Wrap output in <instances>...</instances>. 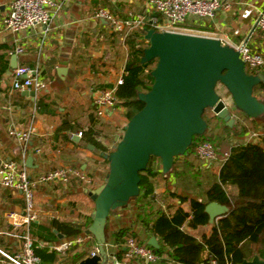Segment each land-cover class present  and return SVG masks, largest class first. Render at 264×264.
I'll return each instance as SVG.
<instances>
[{"label":"crops","instance_id":"crops-1","mask_svg":"<svg viewBox=\"0 0 264 264\" xmlns=\"http://www.w3.org/2000/svg\"><path fill=\"white\" fill-rule=\"evenodd\" d=\"M11 1L0 0L2 15L8 11ZM147 1L62 0V8L47 28L36 26L14 35L0 24V55L8 65L0 80V164L8 159L19 165L24 163L34 182L38 176L60 167L80 169L90 180L95 172H103V160L98 157L88 137L79 138L76 134L93 125L96 134L105 135L123 130L128 122L125 109L119 105L112 115L98 118L91 94L97 90L117 88L129 55L126 40L130 34L125 36L113 32L105 22L96 20L93 12L96 8H105L119 18H126L143 13ZM223 1L232 5V12L221 10L212 20H190L184 27L238 45L253 27V11L264 9V0ZM244 10H251V15L242 18L239 14ZM260 40V34L254 32L250 42L252 47L259 49ZM17 48H21L22 53L15 54L16 67L33 68L39 64L41 68V79L46 88L36 92L34 97L25 95V92L32 91L11 89L13 69L10 59ZM60 69H65V72L59 74ZM29 127L33 129V134L23 159L16 140L8 135V130ZM97 141L107 149L113 147L102 137H98ZM113 141L116 142L117 137ZM27 158H32L31 167L26 166ZM210 165L203 168L208 169ZM94 181L99 182L98 177ZM91 185L75 181L68 184L36 183L34 204L38 220L29 227L17 229L12 226V221L18 220L24 201L18 194L0 187V251L8 255L17 253L20 240L15 235L28 233L39 258L38 264H80L89 258L96 242L88 235L81 244H74L65 252H56L52 248L70 241L61 231L63 224L78 226L83 233L92 224L94 203L88 195L92 191L89 189ZM163 191L160 188L157 193ZM168 203L178 202L169 200ZM10 214L16 216L9 218ZM121 216L118 213L111 220ZM126 219L131 225L130 219ZM135 230L142 236L139 226ZM208 231L209 228H205L203 232ZM103 249L106 259L99 264H114L113 243L107 242ZM0 264H9L1 254ZM136 264L143 263L138 261Z\"/></svg>","mask_w":264,"mask_h":264},{"label":"trees","instance_id":"trees-1","mask_svg":"<svg viewBox=\"0 0 264 264\" xmlns=\"http://www.w3.org/2000/svg\"><path fill=\"white\" fill-rule=\"evenodd\" d=\"M144 35V31H136L127 38L129 55L123 82L115 89L118 105L125 109L128 121L143 108L144 104L137 99V94L150 90L153 84L150 72L157 64L156 59L140 63L143 51L148 47ZM7 69V61L0 55V80ZM246 73L264 77V71ZM225 93L224 97H219L224 103L226 98L230 101V105L225 103L230 121L224 122L211 109H205L202 114L206 123L205 132L193 137L185 155L174 158L170 172L164 174L160 160L151 157L146 169L140 173L139 194L130 199L125 207L109 214L104 228L105 243H113L116 261L138 263L135 259L124 257L128 238L152 249L158 257L155 264H241L254 256L264 260V114L259 118L247 116L235 107L226 89ZM253 96L264 104V82L253 88ZM212 127L218 128L219 133L213 134ZM96 133L93 125L82 132L103 160V172L90 176L91 190L104 184L109 172L105 156L115 151L123 130L105 135ZM98 137L113 144V147L107 149L97 141ZM115 137L116 142L113 141ZM216 140L227 142L229 149L215 179L203 185L197 182L199 175L195 162L199 159L194 148L200 142H209L214 146ZM97 177L99 182L96 183L94 180ZM70 181L83 184L73 178ZM160 188L164 191L157 193ZM169 200L178 203L169 204ZM213 202L228 210L210 224L205 207ZM118 213L122 214L120 219L112 221L111 218ZM126 218L130 219L131 225L127 224ZM136 226L140 227L142 236L138 235ZM61 227L69 240L89 236L96 242L93 236L84 235L78 226L63 224ZM205 228H209L207 233L203 232ZM200 230H203L201 234H191ZM151 237L156 239L158 249L147 245Z\"/></svg>","mask_w":264,"mask_h":264},{"label":"water","instance_id":"water-1","mask_svg":"<svg viewBox=\"0 0 264 264\" xmlns=\"http://www.w3.org/2000/svg\"><path fill=\"white\" fill-rule=\"evenodd\" d=\"M144 39L148 47L143 51L141 64L157 60L150 72L153 84L148 92L138 93L144 104L124 126L123 136L114 152L105 156L109 172L104 184L88 192L94 203L92 224L84 232L96 240L99 253L80 264H99L105 261L104 228L110 213L125 207L139 194L140 173L151 157L161 162L162 172H170L174 158L185 155L194 136L202 135L206 123L202 119L205 109L224 122L230 115L224 102L216 93L221 84L231 95L235 107L251 118L264 114V104L253 96V88L264 82L262 75H248L239 54L230 46H223L217 39L147 30ZM17 66L16 55L10 67ZM60 69L58 73H64ZM34 97V92H25ZM32 158L26 166L31 167ZM227 207L215 202L205 207L212 224L227 212ZM147 245L158 249L154 237ZM241 264H264L254 256Z\"/></svg>","mask_w":264,"mask_h":264},{"label":"built area","instance_id":"built-area-1","mask_svg":"<svg viewBox=\"0 0 264 264\" xmlns=\"http://www.w3.org/2000/svg\"><path fill=\"white\" fill-rule=\"evenodd\" d=\"M62 0H12L8 11L2 15L0 11V24L8 32L17 35L31 30L36 26L48 27L54 17L62 8ZM230 13L233 11L232 5L223 0H148L145 10L141 14L131 15L126 18H119L105 8H96L93 16L96 20L105 22L115 33L125 36L138 31L153 30L163 33H181L217 39L223 46H230L238 52L240 60L245 69L262 72L264 71V9L253 11V27L238 45H232L225 40H220L215 36L204 35L194 32L184 27L190 20L202 22L212 20L219 11ZM252 13L251 10H244L239 15L247 18ZM257 32L261 36L259 49L252 47L251 39L253 33ZM238 35V32L234 33ZM22 53L21 48H17L14 54ZM123 79L117 81V86L121 85ZM11 89L13 91H32L34 93L46 88V84L41 79V68L39 64L35 67L18 66L11 72ZM91 102L95 114L98 118H106L112 115L118 108V101L115 96V89L97 90L91 94ZM33 134L31 127L27 129L10 128L8 135L14 138L19 146L23 159L26 158L30 138ZM82 137V132L76 134ZM195 156L207 167L215 158V150L211 143L200 142L195 145ZM76 179L83 184L91 185L92 180L78 169L60 167L50 170L37 177L34 182L24 166L19 165L12 159L3 161L0 164V187L18 194L24 201L22 213L18 220L12 221V226L29 227L37 222L38 214L34 204V186L38 184H68L71 179ZM14 214L8 217L13 218ZM20 240V249L13 255H8L0 251V254L9 264H38L39 258L35 254L33 242L28 233L15 235ZM84 237H78L67 241L59 246H54L53 251L65 252L74 244H81ZM99 253L96 245L90 253V257ZM126 259H135L143 264H155L158 257L152 249L138 244L133 238H128L125 245ZM114 264H125L114 261Z\"/></svg>","mask_w":264,"mask_h":264},{"label":"rangeland","instance_id":"rangeland-1","mask_svg":"<svg viewBox=\"0 0 264 264\" xmlns=\"http://www.w3.org/2000/svg\"><path fill=\"white\" fill-rule=\"evenodd\" d=\"M245 71L249 72V73L253 72L252 70H249L247 68L245 69ZM216 93L220 97H224L225 94H226L225 93V89H223V87L220 86V85L217 86ZM225 103L227 105H230V101H229L228 98L225 99ZM226 104H225V106H226ZM218 128L214 129L212 127V129H214L213 130V134L217 133V132L219 133V129ZM216 136H218V135H216ZM215 145H216L217 148L214 147ZM215 145L214 146L212 145L214 147V150H215V158H214V160L211 161V163H210L211 165H210V167L208 169L207 168L206 169L203 168V166L205 165L203 162H201L199 160H196V162H195V167L199 168L198 169V175L199 176L197 177L198 181L197 180L196 181L201 183V184H203V185L206 184L207 182L210 183L212 180L215 179L216 174H217V170H218V168H219V166H220V164H221V162H222V160L224 158V155L227 153V151L229 149V144L227 142H218V140H216L215 141ZM216 149H217V152H216ZM181 160L182 159H179V161H181ZM194 183H196V182H194ZM202 231L203 230H200V232H196L194 234H197V235H198V233L201 234Z\"/></svg>","mask_w":264,"mask_h":264}]
</instances>
